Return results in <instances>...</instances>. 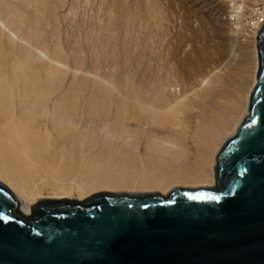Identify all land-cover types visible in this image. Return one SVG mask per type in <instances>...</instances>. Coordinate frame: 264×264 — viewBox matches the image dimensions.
I'll return each mask as SVG.
<instances>
[{"label":"rangeland","instance_id":"374dc122","mask_svg":"<svg viewBox=\"0 0 264 264\" xmlns=\"http://www.w3.org/2000/svg\"><path fill=\"white\" fill-rule=\"evenodd\" d=\"M226 5V0H0V62L33 56L37 69L52 74V100L62 117L57 135L48 131L45 117L37 124L48 139L44 157L51 163L33 167L25 177L38 169L43 175L28 179L31 183L0 177L18 207L24 187L30 193L43 187L33 195L34 206L63 192L79 204L101 193L129 194L101 189L85 198L77 188L122 175V159L139 170L147 156L160 161L175 152L180 159H197L205 113L221 119L231 114L225 139L231 136L235 123L247 117L259 64L258 47L236 42L221 21ZM168 86L180 89L169 98L178 101L157 118L135 105L136 87L150 100ZM217 148L206 154L209 169L215 168Z\"/></svg>","mask_w":264,"mask_h":264},{"label":"water","instance_id":"95a60500","mask_svg":"<svg viewBox=\"0 0 264 264\" xmlns=\"http://www.w3.org/2000/svg\"><path fill=\"white\" fill-rule=\"evenodd\" d=\"M256 40L249 113L215 187L42 200L23 217L0 182V264H264V26Z\"/></svg>","mask_w":264,"mask_h":264},{"label":"bare ground","instance_id":"6f19581e","mask_svg":"<svg viewBox=\"0 0 264 264\" xmlns=\"http://www.w3.org/2000/svg\"><path fill=\"white\" fill-rule=\"evenodd\" d=\"M23 55H14L9 59H4V62H0V177L14 181L18 179L21 182L26 179L25 176L31 174L30 171L33 167L37 166L40 169L51 163L44 157L48 154V146L46 145L48 139L36 131L38 129L37 124L39 125L41 118L45 117L48 131L52 135H57L58 120L62 118L57 114V102L52 100L54 90L51 72L37 69L36 59L31 55ZM134 82L135 86L140 83L138 78ZM136 88L134 92L135 105L140 109L143 108L151 118H157L165 111L170 110L172 105L178 101L169 102L171 94L173 93V96L176 97L180 92L177 87L168 86L163 88L159 97L149 100L147 95L142 90L140 91V88ZM251 94L252 92H250V96ZM179 97L181 99V96ZM226 117V119H221L217 114L207 115V113L202 116L200 134L203 140V148H200L197 159L191 160L190 157L180 159L177 153H170L165 150V153L168 152L172 156L160 161L152 156H147L140 170L137 166L133 168L125 159H122L120 163L122 167L120 174L122 175L102 179L93 185H80L77 188V194L79 197L86 198L94 190L120 191L124 189L132 195L159 194L164 197L178 187L182 188L181 190L212 188L216 184L215 170L208 168L205 161L206 154L213 152L216 147H218L217 150L219 148L222 150L221 148L226 141L236 135L239 127L247 118L239 124L235 123L233 134L225 139L227 131L230 130V125L233 124L231 114ZM219 143L220 145H218ZM170 146H172L171 143ZM130 168L134 169L132 174H129ZM39 169L33 173L36 177L43 173ZM35 176H29L28 179L32 181L36 179ZM42 188L39 187L36 193H30L25 187L20 190L19 195L24 199L22 206L18 207L20 215L23 217L31 216V209L35 204H33V195H38ZM40 200L59 201L71 200V198L63 192Z\"/></svg>","mask_w":264,"mask_h":264},{"label":"built area","instance_id":"2783aa9c","mask_svg":"<svg viewBox=\"0 0 264 264\" xmlns=\"http://www.w3.org/2000/svg\"><path fill=\"white\" fill-rule=\"evenodd\" d=\"M227 5L220 15L238 43H254L264 26V0H226Z\"/></svg>","mask_w":264,"mask_h":264}]
</instances>
